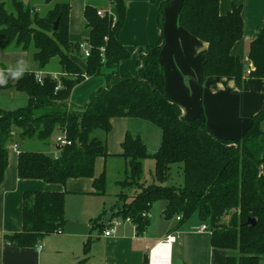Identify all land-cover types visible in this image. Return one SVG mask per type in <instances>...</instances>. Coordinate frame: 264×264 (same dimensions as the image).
<instances>
[{
  "label": "trees",
  "instance_id": "16d2710c",
  "mask_svg": "<svg viewBox=\"0 0 264 264\" xmlns=\"http://www.w3.org/2000/svg\"><path fill=\"white\" fill-rule=\"evenodd\" d=\"M111 1L119 13L116 22L113 16H101L91 6L85 10L91 27L86 73L70 57V52L80 50L69 36L70 0H0V49L31 53L33 63L46 73L39 82L37 72L28 68L22 78L0 86L28 95L27 106L0 109V184L10 145L19 142L17 136L48 142L57 132L71 145L61 147L57 157L46 151L22 150L19 176L62 184L70 178H94V193L104 195L106 174L95 177V163L98 157L109 155L107 137L112 119L148 120L162 129L161 147L150 154L140 136L126 135L122 156L127 161V175L118 184L136 192L133 196L123 191L119 194L114 217L131 218L137 232L144 233L153 204L162 201L166 216H181L180 223L198 215L209 224L213 246L229 251L227 264L264 263V106L239 139L214 135L201 117L185 118L165 89L160 61L162 36L146 53L140 50L141 66L136 75L117 73L119 63L130 55L119 40L126 4L125 0ZM152 1L160 8L162 26L165 6L171 0ZM219 4L220 0H183L179 23L209 44L203 66L205 78L233 77L241 90H247L249 78L264 79V27L250 43L248 60L253 67L248 73L247 62L232 52L244 36L242 6L235 5L222 15ZM55 63L59 73L67 75L56 78L55 71L49 70ZM105 67L114 69L107 75V86L95 92L82 109L68 105L75 85L101 74ZM147 158L155 161L152 182L144 176ZM175 164L182 168L183 184L178 187L167 184ZM249 218L256 224H250ZM65 220L64 192H27L23 231L7 239L20 247H31L60 231Z\"/></svg>",
  "mask_w": 264,
  "mask_h": 264
},
{
  "label": "crops",
  "instance_id": "0c3cea01",
  "mask_svg": "<svg viewBox=\"0 0 264 264\" xmlns=\"http://www.w3.org/2000/svg\"><path fill=\"white\" fill-rule=\"evenodd\" d=\"M23 1L29 3L30 0ZM182 1L171 0L165 6L161 26L157 3L152 0H125L126 14L119 40L130 55L119 63L116 72L125 76L136 75L141 66L140 50L146 53L145 50L156 45L162 36L164 43L160 61L165 73V89L180 105L182 115L187 119L201 117L216 136L239 139L264 106V79L251 77L248 79L249 88L241 90L233 77L205 78L203 66L209 44L180 25ZM70 3L69 36L80 49L70 52V57L86 72L88 57L85 51L91 48L88 44L91 27L85 16L86 8L91 6L97 12L102 11L101 16H113L114 22L119 19V13L111 0H70ZM235 5L242 6L245 31L232 52L247 62V72L250 73L253 63L248 60L249 47L264 27V0H220V13L227 14ZM82 43L84 47L80 46ZM30 58L28 52L0 49V72L24 59L29 69L46 75ZM50 68L55 75L61 71L56 63ZM113 70L105 67L101 74L88 76L76 84L68 105L84 108L95 92L107 86V75ZM127 134L140 136L149 153L154 154L161 147L163 132L159 126L141 118L112 119V129L107 137L109 155L97 158L95 177L105 173L107 189L113 182L121 192L129 189L128 195L133 196L135 188L123 189L118 184L127 175V161L122 156V144ZM16 143L19 150L10 149L5 177L0 184V264H156L158 259L164 261L163 264H227L229 251L213 246L211 229L195 230L206 223L198 215L180 223L178 216H166L165 203L157 201L151 208L147 231L138 233L133 221L114 217L119 193L110 210H99L95 202H91L92 196H101L94 193V178H70L65 184L21 178L18 174L20 152L32 149H29L30 144L21 147L19 142ZM60 148L55 144L47 152L57 157ZM147 163L155 168L154 159L147 158L143 164L144 173L148 172ZM149 176L152 182L153 175ZM39 191L65 193V223L60 231L44 236L34 246L20 247L7 237L23 231L25 193ZM110 227L115 232L106 236L104 230ZM169 236L175 240L169 246H160L157 251V244L166 242Z\"/></svg>",
  "mask_w": 264,
  "mask_h": 264
},
{
  "label": "rangeland",
  "instance_id": "374dc122",
  "mask_svg": "<svg viewBox=\"0 0 264 264\" xmlns=\"http://www.w3.org/2000/svg\"><path fill=\"white\" fill-rule=\"evenodd\" d=\"M9 5V4H8ZM10 6V5H9ZM31 54V53H30ZM32 55V54H31ZM32 60V56L30 58ZM63 75H67L65 73H59V74H54V76L56 78H60ZM75 77V76H74ZM28 103V95L23 92V91H18L17 89H0V109H9V110H13V109H18L21 107H25L27 106ZM57 132H55V134H53L50 138V140H48V142H43L40 141L37 138H32L29 139L30 137H20L17 136L21 147H23L25 144H30L31 146L29 147V149L35 150V151H42V152H47L50 151L51 147L54 146L56 144V137H57ZM150 164L153 165L154 167V163L150 162ZM146 170L148 171L145 174V178L147 179V181L151 182V176L149 175H153V170L154 168H151V165H149L147 163V167ZM151 170V172L149 173V171ZM170 177L167 181V184L169 185H175L176 187L180 186L183 184V176H182V168L180 165L175 164L172 166L171 168V172H170ZM153 178V176H152ZM107 193H105V195H101L99 197H94L92 196V198L90 199L92 203L95 202V205L97 206V208L100 210H110V208L112 207L114 198L116 197V195L119 193H121V189L117 186L116 183H110L108 184V189H107ZM129 189H126L125 192L128 193ZM121 203V202H120Z\"/></svg>",
  "mask_w": 264,
  "mask_h": 264
},
{
  "label": "built area",
  "instance_id": "2783aa9c",
  "mask_svg": "<svg viewBox=\"0 0 264 264\" xmlns=\"http://www.w3.org/2000/svg\"><path fill=\"white\" fill-rule=\"evenodd\" d=\"M98 14H99V15H102L103 13H102V11H98ZM80 46H81V47H84L85 44L82 43ZM102 51H104V48H102ZM85 52H86V56L88 57V56L90 55V49H86ZM37 79H38L39 82H43V75H42L41 73H38V74H37ZM60 86H61V85L59 84V85L57 86L56 90H58V89L60 88ZM71 143H72V142H71L68 138H66L65 136H63V135H58V136L56 137V144L59 145V147H63V146H67V145H71ZM10 149L19 150V145H18L16 142H13V143L10 145ZM178 219H181V217L178 216ZM127 220L132 222V219H131V218H127ZM195 230L198 231V232L207 231V230H210V225L207 224V223H203L201 226L195 228ZM114 232H115V229L112 228V227L107 228L106 230H104V234H105L106 236H110V235H111L112 233H114ZM172 240L174 241L175 238L172 237V236H169L168 239L166 240V243H170V244H171ZM159 244H160V243H159ZM159 244H157V246H158ZM157 246H156V247H157Z\"/></svg>",
  "mask_w": 264,
  "mask_h": 264
},
{
  "label": "clouds",
  "instance_id": "9594fccd",
  "mask_svg": "<svg viewBox=\"0 0 264 264\" xmlns=\"http://www.w3.org/2000/svg\"><path fill=\"white\" fill-rule=\"evenodd\" d=\"M28 65L24 59L17 60L14 67H9L4 72H0V86H4L11 80H18L28 72Z\"/></svg>",
  "mask_w": 264,
  "mask_h": 264
},
{
  "label": "bare ground",
  "instance_id": "6f19581e",
  "mask_svg": "<svg viewBox=\"0 0 264 264\" xmlns=\"http://www.w3.org/2000/svg\"><path fill=\"white\" fill-rule=\"evenodd\" d=\"M169 245L171 244L166 243V242H161L157 247H155V249L158 251L159 250L158 248H160V246L162 247V246H169ZM163 263L164 261H162L161 259L156 260V264H163Z\"/></svg>",
  "mask_w": 264,
  "mask_h": 264
},
{
  "label": "water",
  "instance_id": "95a60500",
  "mask_svg": "<svg viewBox=\"0 0 264 264\" xmlns=\"http://www.w3.org/2000/svg\"><path fill=\"white\" fill-rule=\"evenodd\" d=\"M58 27V22L55 23V29H57ZM248 222L252 225H255L256 224V220L254 218H249Z\"/></svg>",
  "mask_w": 264,
  "mask_h": 264
}]
</instances>
